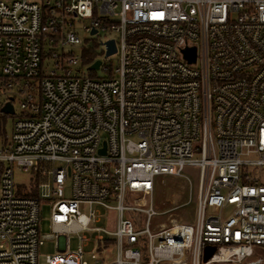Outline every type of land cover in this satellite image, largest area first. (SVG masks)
<instances>
[{"label": "built area", "instance_id": "1", "mask_svg": "<svg viewBox=\"0 0 264 264\" xmlns=\"http://www.w3.org/2000/svg\"><path fill=\"white\" fill-rule=\"evenodd\" d=\"M99 35L101 58L84 64ZM0 114L13 117L0 264H38L46 240L60 245L46 264H89L86 231L114 248L91 264H264L251 259L264 246V0H0ZM185 166L198 169L193 221L151 225L157 177ZM100 208L110 228L92 225Z\"/></svg>", "mask_w": 264, "mask_h": 264}, {"label": "rangeland", "instance_id": "2", "mask_svg": "<svg viewBox=\"0 0 264 264\" xmlns=\"http://www.w3.org/2000/svg\"><path fill=\"white\" fill-rule=\"evenodd\" d=\"M82 36L83 33L80 32ZM88 43L83 46L84 49H93L94 53L97 54V58L100 57V52L103 49V46L99 44V40L104 41L105 38L102 35L96 37L88 38ZM100 41V42H101ZM66 50H72L75 55L80 56L82 47H74L69 46ZM101 58V57H100ZM114 56L111 57V60L114 65ZM103 59V58H102ZM104 60V59H103ZM107 63V61H104ZM74 69H81L83 73L86 72L87 66H78ZM96 74L98 77H103L104 72L102 69L96 70ZM14 108L16 112L18 111L17 102L14 103ZM11 116H3L0 114V141L2 137L5 135L9 137L12 125ZM182 178H176L169 175H162L157 177L158 185L155 189L153 195V204L154 207L160 212L159 216L153 217L151 219V225H155L158 222H162L164 224H170L171 222H179L186 221L192 222L195 216V206H196V192H197V182H198V169L194 166H185L182 171ZM261 178H264V168L261 171ZM188 178V181L186 178ZM28 178L26 173H23L19 170H16L15 179L19 181L25 182ZM68 185V183L66 184ZM64 193L68 194V187H65ZM101 218L99 221L95 222L92 225L100 226L104 228H110L113 225V212L106 210L104 208H100ZM224 216L228 215V211H224ZM143 227V223L141 225ZM40 233H46L50 230L49 223V207L41 204V220L39 224ZM83 234L90 239V241L83 246V250L85 251L86 260L89 264L94 262V258L101 259L104 258L105 261H108L112 258L114 254V248L108 247L109 252H102L97 250V245L94 242V237L97 235V232L94 231H86ZM69 247L71 250H75L78 246L77 237L75 235H71L69 237ZM55 244L54 240H46L43 241L38 249V264H46L45 263V255L51 254L55 252ZM254 250L256 254L251 257V259L257 258L260 254H264V246H255ZM250 259V258H249ZM220 264H245V262L241 263H232V262H224Z\"/></svg>", "mask_w": 264, "mask_h": 264}, {"label": "water", "instance_id": "3", "mask_svg": "<svg viewBox=\"0 0 264 264\" xmlns=\"http://www.w3.org/2000/svg\"><path fill=\"white\" fill-rule=\"evenodd\" d=\"M94 32V31H93ZM106 45V53L105 55L108 56L110 54H113L115 52V46L112 40H109L107 42L104 43ZM186 57L190 60L193 61L194 60V49L192 50H186ZM100 64L99 60H96L94 63H92V65H90V69H97L98 66ZM2 111L4 112H9L12 113L13 109L11 107L10 104H6L3 108ZM101 152H104V150H102ZM214 248L213 247H207L204 251V257L203 260H207L209 257H211V255L213 254Z\"/></svg>", "mask_w": 264, "mask_h": 264}, {"label": "trees", "instance_id": "4", "mask_svg": "<svg viewBox=\"0 0 264 264\" xmlns=\"http://www.w3.org/2000/svg\"><path fill=\"white\" fill-rule=\"evenodd\" d=\"M85 59H83L84 64H89L92 60H94L97 57V54L94 53L93 49H85ZM28 196H35V191H31L27 194Z\"/></svg>", "mask_w": 264, "mask_h": 264}, {"label": "crops", "instance_id": "5", "mask_svg": "<svg viewBox=\"0 0 264 264\" xmlns=\"http://www.w3.org/2000/svg\"><path fill=\"white\" fill-rule=\"evenodd\" d=\"M58 241H59V243H60V237H59ZM55 249H56V250H60V245H59L58 248H55ZM56 250H55V251H56Z\"/></svg>", "mask_w": 264, "mask_h": 264}]
</instances>
